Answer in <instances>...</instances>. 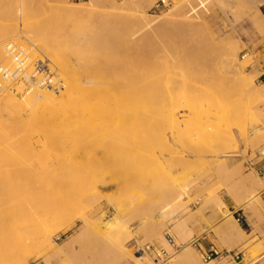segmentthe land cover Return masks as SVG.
Returning a JSON list of instances; mask_svg holds the SVG:
<instances>
[{
	"label": "rangeland",
	"instance_id": "1",
	"mask_svg": "<svg viewBox=\"0 0 264 264\" xmlns=\"http://www.w3.org/2000/svg\"><path fill=\"white\" fill-rule=\"evenodd\" d=\"M127 2L0 0V28L15 24L18 29H31L44 23L45 34L52 39L65 26L80 36L89 32L91 35L95 27L106 31L119 27L124 37L136 33L135 43L141 47L137 60L134 57L128 63L127 59L125 75L113 76L115 83L110 85L113 92L121 91L125 84L136 88L126 99L127 108L97 119L117 118L123 123L114 124L117 127L111 129V134L110 130L106 132L108 136L105 133L100 148L97 146L101 140L92 142L90 151L84 150L81 157L89 158L87 164L94 180L90 191L91 220L95 222L101 215L105 219L119 215L126 227V240L121 236L123 243L117 246L110 237L100 238V229L93 223L86 227L77 213L71 218L57 216L44 224L52 227L51 240L35 246L24 264H205L195 247L198 241L192 243L202 231L188 230L187 218L207 211L225 214L231 204L235 210L250 214L253 226L264 221V161L255 157L264 146V4L258 7L257 14L248 0H142L144 18L151 21L150 26L143 19L147 26L142 20L141 24L131 19L135 13ZM72 6H79V10L72 14ZM178 9L188 13L189 23L187 19H183L184 23L178 21L182 20ZM250 17L260 23L253 25ZM167 18L169 21H164ZM203 19L207 24H202ZM148 40L149 44L144 43ZM21 41L25 43L22 39L16 43ZM40 41L43 40L35 43L42 44ZM53 46L59 48L61 44ZM58 48L53 51L66 52ZM29 54L26 53L29 64L39 58L31 54L35 57L32 60ZM236 57L241 61L239 66L232 61ZM42 60L49 64L46 57L42 56ZM1 64L4 63L0 61ZM50 69L53 78L57 77ZM38 76L42 75L37 74L33 80L38 81ZM59 78L56 80L61 83ZM101 79H95L91 88ZM14 81L4 84L5 91L22 99L27 84ZM45 81L48 86L54 85L52 77ZM15 84L23 88L18 91ZM62 86L52 92L60 95L65 91ZM191 95L195 97L187 100ZM78 116L69 114L67 118L74 123ZM252 192L256 199L241 205ZM165 204L167 211L162 212L160 207ZM205 222L212 229L217 221ZM226 232L240 234L231 224ZM166 233L177 247L168 243ZM163 239L169 249L163 246ZM144 244L153 250L137 253L135 247ZM185 246L190 247L189 252L183 251ZM159 249L166 251L162 258L156 257ZM261 249L264 251V247ZM255 251L250 255L247 251V264L258 260ZM0 256V262L7 258V263L14 257L1 249ZM227 260L221 259L220 264H228Z\"/></svg>",
	"mask_w": 264,
	"mask_h": 264
},
{
	"label": "bare ground",
	"instance_id": "2",
	"mask_svg": "<svg viewBox=\"0 0 264 264\" xmlns=\"http://www.w3.org/2000/svg\"><path fill=\"white\" fill-rule=\"evenodd\" d=\"M141 2L142 0H128L127 3L135 13L131 19H137L142 24L143 19L147 20V17L144 18L146 9L141 7ZM248 2L255 6L257 14L259 13L258 7L264 4V0H248ZM175 6L181 7V5ZM78 8L79 6H72L69 11L73 14ZM186 13L180 11L178 15L182 17V20L178 21L187 19L188 13ZM21 20L23 21V18ZM162 20L160 21L162 24L164 21H169L168 18ZM258 21L256 17L249 18V22L253 25L256 22L258 25ZM143 22L145 23V20ZM147 23L151 26V21ZM202 24L205 25L207 22L204 20ZM46 25L40 23L34 28L30 27L31 29H18L14 24L0 28V61L4 63L0 66L8 72L14 68L9 48L15 47L19 52L25 54L24 65L27 64L28 67L22 70V74L14 81L22 85L27 84L25 87H28V90L24 91L22 99H17L15 94H10L11 92H7L8 90L5 91L4 84L12 83L11 79L0 83V249L14 255L10 263H7L8 259L5 258L0 264H24L25 257L33 251L35 246L40 247L42 244H48L51 240L49 231L52 227L44 224L47 220L57 216L71 218L77 213L79 214L78 218L84 222L86 227H90L93 223L94 227L100 229L98 231L100 238L110 237L114 240L113 242L117 243V246L123 243L121 236L126 240L123 235L126 232V227L119 215H113L109 219L102 218L101 215L95 222L91 220L93 216H90V191L94 189V180L90 174V166L87 164L90 162L89 158H86L89 160L87 162L81 157L83 151L90 148V144L94 145L92 142L101 140L98 141L100 145L97 146L100 148L102 137L106 134L108 136L109 130L111 134L113 132L111 129L114 130V127L116 129L117 126L114 124L123 123L121 121L123 119L117 118L102 121L97 119L106 117L113 111L127 108L126 99L136 91V88L131 87L132 85L130 88L129 84H125L119 92H113L110 88V85L115 83L113 76L125 75V63L128 61L130 63L134 57L137 60V56L140 54L141 47L135 43L137 41L136 33L127 31L129 35L124 37L119 27L110 31L95 27L93 32L91 30V35L89 32V34L80 36L70 29L67 30L65 26L62 27L63 31L59 35L51 39L49 35H46ZM185 26L184 24L183 27ZM160 27L162 28V26ZM19 39L25 40L26 44L22 41V43H16V40ZM38 39H42L43 41L39 43H43L36 44L35 41ZM52 42L61 44V46L59 48L56 47L57 45L53 46ZM144 43L149 44V40ZM28 44L29 46H27ZM9 45L11 46L9 47ZM52 47L55 50L58 48L66 52L59 54L58 51H53ZM129 50L132 53L126 54V51ZM26 53L37 54L39 58L35 60L43 61L42 56H44L49 61L47 65L51 67H49L47 75L39 74L42 76H38L40 80L37 77L38 81L33 80L38 73H33V63L29 64L31 60H28L30 58ZM31 54L29 55L31 56ZM127 55L132 58H127ZM31 57L32 60L35 58ZM232 61L237 66L241 64L237 57ZM50 68L54 69L55 76L58 75L61 78V83L56 80L58 76L53 78L52 74L54 73ZM142 74L145 75V72ZM49 77L53 79V86H48L45 81ZM98 77L102 78L101 82L91 88V83ZM147 77L149 76L147 75ZM16 84L17 90L20 91L23 86ZM60 85L65 87V91L60 95H55L52 90L58 89ZM47 87L50 89H46ZM95 91H99L97 95H94ZM193 97L195 96L191 95L187 100ZM69 114H79L81 118L78 116V121L75 120L76 122L71 123L68 120ZM2 116L7 118L1 119ZM64 118L68 123L64 121ZM76 139H78L77 143ZM153 145L152 147H154ZM125 150L123 148V151ZM141 167L143 166L141 165ZM255 192H252L241 205L249 203L251 199H256ZM167 208V204L160 207L162 212L167 211ZM41 225H44L42 231ZM225 226L227 229L228 224L226 223ZM236 229L240 234L244 233L240 227H236ZM127 236L129 237V235ZM108 242L110 244V239ZM162 243L164 247L168 248L166 240L163 239ZM189 248V246H185L183 251L187 252ZM209 263L210 261L207 264Z\"/></svg>",
	"mask_w": 264,
	"mask_h": 264
},
{
	"label": "crops",
	"instance_id": "3",
	"mask_svg": "<svg viewBox=\"0 0 264 264\" xmlns=\"http://www.w3.org/2000/svg\"><path fill=\"white\" fill-rule=\"evenodd\" d=\"M224 215L222 218L221 216ZM250 214H244L235 210L233 205L228 204V211L225 214H216L212 211H207L204 214H195L187 218L189 223V229L192 233L202 231V235L199 237L196 250L203 256L206 255L211 249H216L221 252L228 251L229 254L223 258H212L209 261L214 260V264H220L221 259L229 258L226 263L231 264H247L245 261L246 256L250 252L256 250L255 257L258 260L254 264H264V221L252 225V219H249ZM205 221H217L212 229H209ZM231 224L232 226L240 227L243 234L234 233V235H228L226 232L225 224ZM185 231L184 234H186ZM240 253L241 261L237 262L233 259L232 254ZM248 255V256H249ZM207 261L205 264H207Z\"/></svg>",
	"mask_w": 264,
	"mask_h": 264
},
{
	"label": "built area",
	"instance_id": "4",
	"mask_svg": "<svg viewBox=\"0 0 264 264\" xmlns=\"http://www.w3.org/2000/svg\"><path fill=\"white\" fill-rule=\"evenodd\" d=\"M11 45H9L10 47ZM9 52H10V57L13 59V63H14V68L8 72V70L4 69L2 66H0V83L2 81H5L7 79H11L12 81L17 80L19 78V76L22 74V70H25L27 67V64L24 65L26 57L25 54H22L21 52H19L15 47H10L9 48ZM33 68V73H38V74H46L49 71L48 65L46 63V61H41V60H35L33 62L32 65ZM46 85V84H45ZM255 157L259 158V160L264 161V146L260 147L258 149V151L255 154ZM167 236V241L171 246H175L177 247L178 245H176V243L174 242L172 236L169 233H166ZM199 238L193 239L192 243H196L198 241ZM135 247V246H134ZM137 250V253H145L150 251V249L153 250V247L151 245L148 244H144L142 246H136L135 247ZM229 254L228 251L225 252H221L218 251L216 249H211L206 255L202 256V261L204 263H206L207 261H209L212 258H223L226 257ZM166 255V251L164 249H159V254H156L157 258H162L163 256ZM233 259L237 262L241 261V256L240 253H234L232 254Z\"/></svg>",
	"mask_w": 264,
	"mask_h": 264
}]
</instances>
